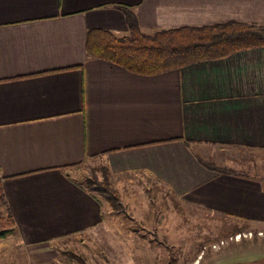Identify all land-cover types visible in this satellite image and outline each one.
<instances>
[{
  "label": "crops",
  "instance_id": "crops-1",
  "mask_svg": "<svg viewBox=\"0 0 264 264\" xmlns=\"http://www.w3.org/2000/svg\"><path fill=\"white\" fill-rule=\"evenodd\" d=\"M117 6L146 34L264 26V0H0V179L18 240L42 247L104 226L101 206L74 178L95 162L113 188L152 183L264 236L262 181L198 162L227 167L218 161L226 153L264 150V47L135 75L86 51L89 30L127 33Z\"/></svg>",
  "mask_w": 264,
  "mask_h": 264
},
{
  "label": "rangeland",
  "instance_id": "rangeland-1",
  "mask_svg": "<svg viewBox=\"0 0 264 264\" xmlns=\"http://www.w3.org/2000/svg\"><path fill=\"white\" fill-rule=\"evenodd\" d=\"M221 157L222 165L264 185V150H233ZM102 168L96 162L84 164L74 178L101 180ZM138 184L114 183L121 208L102 200V227L42 247L21 243L16 233L0 238V264H264L258 227L197 205L183 206L152 183ZM0 214H6L2 205Z\"/></svg>",
  "mask_w": 264,
  "mask_h": 264
},
{
  "label": "trees",
  "instance_id": "trees-1",
  "mask_svg": "<svg viewBox=\"0 0 264 264\" xmlns=\"http://www.w3.org/2000/svg\"><path fill=\"white\" fill-rule=\"evenodd\" d=\"M125 16L127 33L118 36L107 30H89L86 51L89 56L116 65L139 76H156L189 64L218 60L229 55L264 47V26L245 22H226L203 27H181L146 34L140 30L136 15L125 6H117ZM188 146L189 142L185 141ZM210 171L238 175L227 167L198 158ZM245 176H248L245 174ZM102 179L86 177L76 180L80 188L102 208V200L121 208L119 193L109 182L108 169L102 168ZM0 205L6 206L0 179ZM16 224L9 210L0 214V238L16 233Z\"/></svg>",
  "mask_w": 264,
  "mask_h": 264
},
{
  "label": "built area",
  "instance_id": "built-area-1",
  "mask_svg": "<svg viewBox=\"0 0 264 264\" xmlns=\"http://www.w3.org/2000/svg\"><path fill=\"white\" fill-rule=\"evenodd\" d=\"M239 238H240V236L236 237V239H239Z\"/></svg>",
  "mask_w": 264,
  "mask_h": 264
}]
</instances>
